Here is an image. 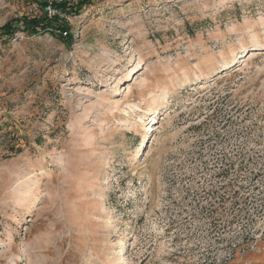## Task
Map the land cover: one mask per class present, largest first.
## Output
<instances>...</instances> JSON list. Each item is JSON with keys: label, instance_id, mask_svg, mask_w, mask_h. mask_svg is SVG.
<instances>
[{"label": "rangeland", "instance_id": "obj_1", "mask_svg": "<svg viewBox=\"0 0 264 264\" xmlns=\"http://www.w3.org/2000/svg\"><path fill=\"white\" fill-rule=\"evenodd\" d=\"M52 12L0 36V264H264V0Z\"/></svg>", "mask_w": 264, "mask_h": 264}, {"label": "trees", "instance_id": "obj_2", "mask_svg": "<svg viewBox=\"0 0 264 264\" xmlns=\"http://www.w3.org/2000/svg\"><path fill=\"white\" fill-rule=\"evenodd\" d=\"M92 1L93 0H82L76 4H70L68 0H63L62 2H52L50 6L59 11L70 10V11H74L75 13H79V11L85 5L90 4ZM46 7H48V5H46L45 7L40 5V8L44 11V16L41 18H37V17H34L32 19L22 18L19 21H14L6 24L3 28H0V36H4V35L12 36L13 34H15V32L17 31L18 27H20L21 24L23 25L24 29L29 33L39 34L40 32L38 31L41 30L43 32L44 30H47L46 27L48 25L47 23H51V20L53 22H59L61 18L59 15H54L49 19L48 13L46 11ZM67 30H68L67 27H61L60 32L64 31V33H66L68 36ZM61 38L63 39L62 35Z\"/></svg>", "mask_w": 264, "mask_h": 264}, {"label": "bare ground", "instance_id": "obj_3", "mask_svg": "<svg viewBox=\"0 0 264 264\" xmlns=\"http://www.w3.org/2000/svg\"><path fill=\"white\" fill-rule=\"evenodd\" d=\"M156 120H157V118H154L152 121H154V125L150 128V131H152L153 129H154V127H155V124H156ZM153 124V123H152ZM150 135L149 134H147L146 135V140H145V142L147 141V140H150V139H148V137H149ZM150 138V137H149ZM144 142V143H145Z\"/></svg>", "mask_w": 264, "mask_h": 264}, {"label": "built area", "instance_id": "obj_4", "mask_svg": "<svg viewBox=\"0 0 264 264\" xmlns=\"http://www.w3.org/2000/svg\"><path fill=\"white\" fill-rule=\"evenodd\" d=\"M57 1H58V2H62L63 0H57ZM47 13H48L49 15H52V14H53V12H52V7H51V6L48 8ZM53 15H55V14H53Z\"/></svg>", "mask_w": 264, "mask_h": 264}]
</instances>
